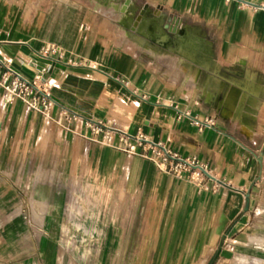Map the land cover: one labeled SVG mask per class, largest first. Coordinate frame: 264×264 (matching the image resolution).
I'll list each match as a JSON object with an SVG mask.
<instances>
[{
    "label": "crops",
    "instance_id": "0c3cea01",
    "mask_svg": "<svg viewBox=\"0 0 264 264\" xmlns=\"http://www.w3.org/2000/svg\"><path fill=\"white\" fill-rule=\"evenodd\" d=\"M0 60L55 83L46 114L0 85V264H210L222 242L264 254V0H0ZM121 133L223 183L200 191ZM68 220L95 223L67 234L100 238L95 262L61 243Z\"/></svg>",
    "mask_w": 264,
    "mask_h": 264
},
{
    "label": "built area",
    "instance_id": "2783aa9c",
    "mask_svg": "<svg viewBox=\"0 0 264 264\" xmlns=\"http://www.w3.org/2000/svg\"><path fill=\"white\" fill-rule=\"evenodd\" d=\"M42 52L43 54L58 52L59 58L63 55L60 47L54 44L46 45ZM0 85L4 90L3 101L6 104L20 100L30 110L44 114L48 113L52 106L51 89L55 85L53 80L41 77L27 78L14 71L2 60H0ZM177 117L178 119L188 118L191 124L196 126L199 131L213 125L211 118L202 121L198 117L192 116L189 112H180ZM90 128L92 135L96 137L101 135V141L107 145L114 144V134L119 131L116 128L104 127L100 123L91 125ZM120 141L123 149L130 153H138L140 148L143 151L150 150V157L157 165L178 178L185 179L197 186L200 191L208 190L210 182H213V185L216 182L223 183L217 180L210 170L195 156L182 157L166 145L154 142L143 134L132 136L121 133Z\"/></svg>",
    "mask_w": 264,
    "mask_h": 264
},
{
    "label": "rangeland",
    "instance_id": "374dc122",
    "mask_svg": "<svg viewBox=\"0 0 264 264\" xmlns=\"http://www.w3.org/2000/svg\"><path fill=\"white\" fill-rule=\"evenodd\" d=\"M76 190L73 189L72 190V197L74 199V195H75ZM75 208L74 205H72V211ZM78 208V206H77ZM93 208V206H88V209ZM85 209V206H84ZM85 211V210H84ZM69 212V211H68ZM94 222H90V221H65L64 222V226H63V230H62V236L59 238L61 243L64 245H73L75 246H79L82 245L83 246V257H86L88 259V261L92 260L93 262H95L96 259V254H97V248L98 246L101 245V240L100 238H96L93 236H86L83 235V237H78V236H67V234H69V229H72L75 231V229H79L80 227H82L83 229H89V228H94ZM72 231V232H74ZM84 232V231H83ZM225 243L222 242L221 247L218 248L217 252L210 258V264H217L220 262H224V261H248V262H252L253 264L256 263H261L264 260V254L261 253L260 251H257L256 245L252 244L249 248L248 252H225L223 248H227L229 246H226V244L229 245V243ZM151 255V263L150 264H160L159 262V255L156 253H152ZM192 254H188L187 258L185 259L186 261H191ZM166 258H169L171 256V254H166L165 255Z\"/></svg>",
    "mask_w": 264,
    "mask_h": 264
},
{
    "label": "water",
    "instance_id": "95a60500",
    "mask_svg": "<svg viewBox=\"0 0 264 264\" xmlns=\"http://www.w3.org/2000/svg\"><path fill=\"white\" fill-rule=\"evenodd\" d=\"M173 27H174L173 23L172 24L169 23L167 26V28L170 30V32L173 30Z\"/></svg>",
    "mask_w": 264,
    "mask_h": 264
}]
</instances>
